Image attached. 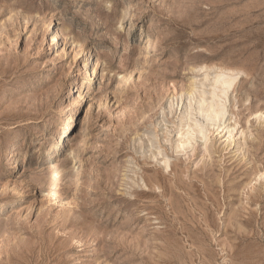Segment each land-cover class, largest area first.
I'll return each mask as SVG.
<instances>
[{"label": "rangeland", "instance_id": "rangeland-1", "mask_svg": "<svg viewBox=\"0 0 264 264\" xmlns=\"http://www.w3.org/2000/svg\"><path fill=\"white\" fill-rule=\"evenodd\" d=\"M0 264H264V0H0Z\"/></svg>", "mask_w": 264, "mask_h": 264}, {"label": "bare ground", "instance_id": "bare-ground-1", "mask_svg": "<svg viewBox=\"0 0 264 264\" xmlns=\"http://www.w3.org/2000/svg\"><path fill=\"white\" fill-rule=\"evenodd\" d=\"M81 85H83V84H81ZM80 85V86H81ZM221 85H223L224 87L226 86H228L229 84L227 83V82H225V81H223L222 82V84ZM82 99V98H81ZM214 114L212 115L213 116V118L215 119V120H217V119H221L222 118V116H221V113L218 111V112H213ZM71 123V122H70ZM197 130V132H199V130L198 129H196ZM195 130V131H196ZM192 131H194L193 129H192ZM188 133H189V131H188ZM193 133V132H192ZM191 134V133H190ZM187 136H190V135H187ZM189 138V137H188ZM187 138V139H188ZM186 140V139H185ZM189 140V139H188ZM187 141V140H186ZM185 142V141H184ZM16 148H17V144H15L14 145V148H13V152H14V161H13V163L11 164L12 165V173H14L15 171H16V169H18L19 168V166H18V163L20 162V153L19 152H15V150H16ZM18 167V168H17Z\"/></svg>", "mask_w": 264, "mask_h": 264}]
</instances>
